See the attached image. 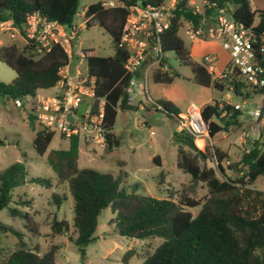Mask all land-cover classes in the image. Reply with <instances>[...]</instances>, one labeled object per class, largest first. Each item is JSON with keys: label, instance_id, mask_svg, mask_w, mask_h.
Here are the masks:
<instances>
[{"label": "trees", "instance_id": "16d2710c", "mask_svg": "<svg viewBox=\"0 0 264 264\" xmlns=\"http://www.w3.org/2000/svg\"><path fill=\"white\" fill-rule=\"evenodd\" d=\"M161 1L165 0H152L153 3ZM79 6L80 0H0V21L12 19L15 26L22 29L28 16L38 11L49 20L71 24ZM221 12L232 15L238 23L252 27L255 33L264 36V10H253L250 0H203L200 11L189 5V0H179L170 27L159 34L162 52L165 55L168 51H174L184 65L190 66L193 79L200 86L224 92L233 85L234 94L244 101L250 95L264 94V88H253L241 81L234 83L231 75L214 77L204 65L205 54L201 61L196 59L180 35L185 22L195 27L205 26L206 22ZM88 14L98 19L112 36L114 44L112 55L86 57L88 76L96 80L95 97L91 99L93 111H98L99 103L104 99L106 149L112 151L122 145V140L114 133L119 110L137 109L127 103L132 78L125 68L129 52L119 46L127 9H106L94 3ZM28 48L24 43L22 47L16 44L0 46V59L17 73L11 82H0V98L6 101L27 100L36 97L40 90L55 87L62 79L61 68L70 62L69 54L60 45H54L38 56L27 54ZM167 60L166 55L161 57L159 65L155 67L152 73L155 83L174 82V75L162 69ZM153 61L151 55L145 58L137 73L139 79H144ZM229 62L230 57L222 69ZM153 104L156 108L160 106L161 111L170 118L178 119L184 113L169 99H155ZM219 104L207 103L201 108L202 116L209 124L210 137L230 125L241 124V109H235L227 103L225 107ZM35 121L36 115L31 112L29 122L34 126ZM55 132L43 126L36 132L33 144L38 154L47 152ZM61 135L69 138V148L51 150L47 162L57 173L59 183L69 187L74 199V217L70 223L55 215L49 225L53 234H68L70 228L74 227L75 234L70 235L69 240L74 241L83 255L86 246L96 239L100 215L111 207L115 216L109 222L115 232L143 240L162 239L153 252H146L143 264H264V192L253 187L264 176V144L261 146L259 141H254L241 160L232 165V168L242 173L240 177L220 179L217 169L206 162L216 157L217 168L224 171V155L218 151L208 153L205 149H199L194 135L187 130L176 132L174 141L179 146L178 166L189 173L195 183L205 182L209 187V196L202 203L184 193L179 201H175L172 197L159 199L138 193L137 186L130 191L122 189L120 179L114 175L80 166V133ZM184 145L189 150L185 151ZM154 160L158 162L157 158ZM27 175L26 165L20 161L12 163L0 173V210L9 206L14 188L24 184ZM30 181L51 186V181L43 177H32ZM253 194L256 204L247 209L245 199ZM53 197L56 203H62L65 199L57 193ZM19 203L28 205L30 202L21 200ZM200 205L201 209L195 216L185 208ZM10 212L24 218L26 228L31 233L39 234L40 223L35 213L20 207L11 208ZM0 231H9L19 238L14 250L4 253L5 249H0V264L56 263L59 245L54 244L47 252L40 254L36 249L27 248L23 234L13 227L0 222ZM136 253L135 249H129L124 262L129 263Z\"/></svg>", "mask_w": 264, "mask_h": 264}, {"label": "rangeland", "instance_id": "374dc122", "mask_svg": "<svg viewBox=\"0 0 264 264\" xmlns=\"http://www.w3.org/2000/svg\"><path fill=\"white\" fill-rule=\"evenodd\" d=\"M88 2L90 0H80V5ZM189 5L202 9L203 0H189ZM211 25L213 26V23ZM180 35L191 48L195 58L200 61L201 54L212 49L214 45L205 41H216L222 47V44L215 39H200L192 44L184 30L180 31ZM23 43L20 39L9 38V35H0V46L16 44L22 47ZM77 47L85 50L84 58L83 61L79 57L73 59L70 72L72 77L80 80H84L87 76V56H107L114 53L112 36L100 25L96 17L90 19L87 29L81 31L74 43V49ZM166 57L168 60L164 70L174 75V82L155 83L152 79L155 66L152 67L148 82L152 99L136 97L132 105L137 108L136 110L118 112L114 133L122 140V145L108 151L86 140V134L81 132L79 164L82 168H94L114 175L120 179V187L127 191L137 186L138 193L159 199L172 197L175 201H179L184 193L203 203L209 196L208 185L205 182L195 183L191 175L178 166L179 146L175 143L174 137L176 132L181 130L178 128L177 119L170 118L161 109H156L154 100L169 99L184 113H187L193 105L203 107L207 103H222L225 100L233 104H242L243 115L240 117V126L230 125L214 137L206 139L202 147L195 141L199 149H205L208 153L218 151L224 155L222 161L224 171L217 168L216 157L207 160L206 163L217 169L220 179L227 177L234 179L240 177L242 173L237 168H232V165L241 160L242 155L251 149L254 141H259L260 145L264 144V121L258 126L253 122L256 117L255 111L264 94L250 95V98L244 101L230 91L220 92L200 86L194 81L190 66L184 65L183 60L174 51L166 52ZM225 57H220L221 63L225 62L228 55L225 54ZM78 71L82 73L80 76ZM16 76V71L0 59V82L9 83ZM55 91L53 87L45 89L40 94L48 95ZM32 102L28 99L21 108L17 107L14 101L0 98V173L17 161L23 162L28 172L26 182L14 188L9 206L0 210V222L21 232L27 248L36 249L40 254L47 252L54 244L59 245L55 264H143V256L146 252H153L162 239L143 240L115 232L109 222L115 216L111 207L106 208L100 215L96 239L86 246L84 255L74 241L69 240V236L75 234L74 227L70 228L68 234H53L49 225L53 216L57 215L59 219L65 218L72 223L74 199L68 185L59 183L57 173L47 162V156L51 150L68 149L70 140L63 138L61 133L56 131L47 152L44 155L38 154L33 141L42 125L35 121L32 126L29 122V115L35 110ZM87 102L92 101L88 99ZM141 102L145 104L144 109L140 108ZM80 111L83 109L81 108ZM183 148L185 151L189 150L186 145ZM155 158L159 163L154 160ZM32 177L47 178L51 181V186L31 182ZM253 187L264 192V176L260 177ZM54 193L65 197L62 203L55 202ZM21 200L30 203L28 205L19 203ZM253 204H256L254 194L245 199V208L249 209ZM15 207L35 213V218L40 223L39 234L35 235L26 228L24 218L11 214L10 209ZM185 208L195 216L200 211L201 205ZM18 242L17 235L9 231H0V249H5L4 253L14 250ZM129 249H135L137 253L129 263H125L124 257Z\"/></svg>", "mask_w": 264, "mask_h": 264}, {"label": "built area", "instance_id": "2783aa9c", "mask_svg": "<svg viewBox=\"0 0 264 264\" xmlns=\"http://www.w3.org/2000/svg\"><path fill=\"white\" fill-rule=\"evenodd\" d=\"M94 3H99L106 9H127L119 43V46L129 52L125 68L132 78L127 103L133 104L139 96L151 100L148 88L149 72L152 67L159 65L161 57L166 55L162 52L159 34L170 27L175 16L177 0L155 3L152 0H90L79 6L71 24L49 20L37 11L28 16L22 29L15 26L12 19L1 20L0 35L6 34L9 38L20 39L29 46L27 54L34 56L44 54L54 45H60L67 51L70 62L60 70L62 79L55 86L56 91L48 95L38 93L36 97L29 98L33 101L36 120L43 127L61 134L84 132L88 141L105 149V100L100 101L96 113L93 111V103L87 102L95 97L96 80L94 77L90 78L87 71L84 80L72 77L70 72L73 59L79 57L83 61L85 50L81 47L74 49V43L94 17L93 14H88L91 4ZM195 8L200 11V8ZM181 30L185 31L191 42L201 38L215 39L228 52L230 62L224 69H219L217 54L204 55V65L214 77L225 78L231 75L234 83L241 81L253 88H264V36L255 33L252 27H246L235 21L232 15L221 12L206 22L205 26L195 27L192 23L185 22ZM149 55L154 61L147 69L144 79H139L137 73ZM162 69L164 70V67ZM80 74L81 71H78V76ZM234 89L235 86L231 85L228 91L234 93ZM27 101L28 99H16L14 103L22 108ZM226 103L233 105L235 109L243 107L242 104H233L229 100L220 102L219 105L225 107ZM140 107L144 109L145 104L141 102ZM81 108L83 111H80ZM177 122L179 130H187L194 135L195 140L202 139L206 143V139L210 138L209 124L202 116L201 107L193 105L187 113L179 115Z\"/></svg>", "mask_w": 264, "mask_h": 264}, {"label": "crops", "instance_id": "0c3cea01", "mask_svg": "<svg viewBox=\"0 0 264 264\" xmlns=\"http://www.w3.org/2000/svg\"><path fill=\"white\" fill-rule=\"evenodd\" d=\"M250 2H251V6H252V9L253 10H264V0H250ZM207 40V39H206ZM205 42H209V43H211V44H214L213 46H212V49H210L209 51H207V52H203L202 54H201V57L204 55V54H206V53H214V54H217L218 55V66H219V69H222L225 65H226V63L228 62V59H229V54H228V52L225 50V49H223L222 47H221V45H219V43H217L216 41H213V40H211V41H205ZM195 43H197V42H192V44H195ZM227 52V53H225V51ZM193 54V53H192ZM225 54H227L228 55V58L225 60L224 58H226L225 57ZM194 57H195V55H193ZM220 57H224L223 59L225 60V62H223V63H221L220 62ZM223 60V61H224ZM220 62V63H219ZM55 88V87H54ZM45 89H43V90H40L38 93H42V91H44ZM138 99H142L141 98V96H139L138 97ZM193 107V106H192ZM141 108V107H140ZM202 108V107H201ZM142 109V108H141ZM190 109H191V107H190ZM189 109V110H190Z\"/></svg>", "mask_w": 264, "mask_h": 264}, {"label": "water", "instance_id": "95a60500", "mask_svg": "<svg viewBox=\"0 0 264 264\" xmlns=\"http://www.w3.org/2000/svg\"><path fill=\"white\" fill-rule=\"evenodd\" d=\"M256 117L253 119V122L256 126L260 125L264 121V95L260 99V104L255 111ZM69 118L71 116L69 115Z\"/></svg>", "mask_w": 264, "mask_h": 264}, {"label": "bare ground", "instance_id": "6f19581e", "mask_svg": "<svg viewBox=\"0 0 264 264\" xmlns=\"http://www.w3.org/2000/svg\"><path fill=\"white\" fill-rule=\"evenodd\" d=\"M197 141V144L202 147L204 145V141L202 139H198L196 140Z\"/></svg>", "mask_w": 264, "mask_h": 264}]
</instances>
